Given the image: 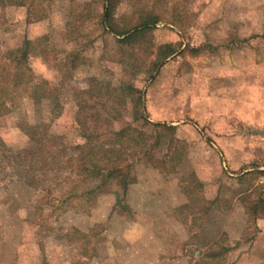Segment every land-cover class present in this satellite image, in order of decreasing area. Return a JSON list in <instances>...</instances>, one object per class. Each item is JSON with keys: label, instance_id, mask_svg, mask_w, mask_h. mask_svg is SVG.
Instances as JSON below:
<instances>
[{"label": "rangeland", "instance_id": "rangeland-1", "mask_svg": "<svg viewBox=\"0 0 264 264\" xmlns=\"http://www.w3.org/2000/svg\"><path fill=\"white\" fill-rule=\"evenodd\" d=\"M108 1L30 0L27 10L8 0L0 10V53L20 57L25 40L46 37V50L28 63L59 89L63 108L54 118L48 108L19 99L0 117V141L17 158L45 140L61 142V164L69 171L82 142L74 115L86 79L96 77L100 89L132 85L142 92L150 122L175 127L167 142L181 155L167 174L138 161L129 186L132 198L143 192L183 196L174 218L187 238L164 263L264 264V213L254 221L247 210L259 193L264 199V175L238 179L264 171V0H112L115 22L135 8L155 6L162 15L132 45L100 25ZM74 51L83 63L69 70L67 55ZM109 115H121L115 126L140 130L131 106ZM64 177L0 160V264H148L141 242L137 248L127 242L143 234L126 231L143 218L129 208L127 193L125 205L103 188L62 210L59 203L70 193L80 195L93 183L73 188ZM182 189L197 199L219 198V207L194 219L192 209H184ZM150 222L170 233L167 223Z\"/></svg>", "mask_w": 264, "mask_h": 264}, {"label": "trees", "instance_id": "trees-1", "mask_svg": "<svg viewBox=\"0 0 264 264\" xmlns=\"http://www.w3.org/2000/svg\"><path fill=\"white\" fill-rule=\"evenodd\" d=\"M7 1L0 0V10L5 9ZM16 1L19 6L27 5V10L32 7L30 0ZM114 9V2L109 0L108 6L102 13L100 25L104 31L108 30L115 36L126 35L123 41L131 45L141 40L147 32L155 29L154 25L162 20L157 7L151 6L135 8L127 19L115 22ZM44 40L46 41V37L37 38L34 41L25 40L20 57L0 53V117L6 116L22 98L31 100L37 108H48L54 118L60 117L63 108L59 100V89L51 82L39 79L28 63L30 55L35 52L40 54L46 50V46L42 47ZM67 57L65 64L69 70L83 63L77 51L68 54ZM128 66L129 70L133 67ZM86 82L88 87L81 92L82 96L76 98L75 104L74 127L77 137L82 142L78 146L77 164L72 169L64 171L62 167L60 158L63 145L61 142L57 144L52 140H45L46 143L41 144L36 151L17 158L0 141V160L35 165L41 173H49L54 177L62 173L65 176L64 183L73 188L79 184L85 186L89 180L93 181L91 185H88L89 187L83 189L80 195L70 193L62 200L59 203L62 210L72 200L89 201V198L91 199L103 188L110 189L117 204L125 205L124 199L128 188L136 181L135 165L138 161L143 160L167 174L175 172L181 160L180 153L173 150L167 142L175 127L149 121L148 116L143 114L140 89L132 85L107 86L100 89L97 86V78L94 76L88 77ZM127 106H131L134 114L131 115L132 122L141 121L140 130L131 128L130 124L114 125L118 121L117 117L121 115L109 114L127 110ZM144 143L145 148H141ZM261 175H264V171H251L238 179L255 178ZM182 191L187 198L184 209L191 208L192 210L188 213H191L194 219L205 216L212 209L219 207L221 202L219 198L209 201L204 198L197 199L193 197L194 195L192 196L194 193L192 190L182 189ZM247 210L251 214V219L258 220L260 214L264 213L262 193L258 194L257 199ZM196 213L200 215L195 216Z\"/></svg>", "mask_w": 264, "mask_h": 264}, {"label": "crops", "instance_id": "crops-1", "mask_svg": "<svg viewBox=\"0 0 264 264\" xmlns=\"http://www.w3.org/2000/svg\"><path fill=\"white\" fill-rule=\"evenodd\" d=\"M131 189L132 186L127 192V204L135 215L143 218L138 219L140 224L137 223V226L134 227L129 226L126 231L132 232L134 229V231H141V234L143 231V234L134 235L133 239L129 237L127 242L135 248H137L138 242H141L140 246L145 247L146 250L148 264H165L166 261L171 263L168 256H171L173 250L187 238L185 229H182L177 219L174 218L179 207L185 203L183 196L178 193L175 196L177 198H169L167 193L160 195V193L147 194L143 192L139 194V198H132ZM154 217L161 225L167 223L170 226V233L162 232L160 226L150 222L154 220Z\"/></svg>", "mask_w": 264, "mask_h": 264}, {"label": "water", "instance_id": "water-1", "mask_svg": "<svg viewBox=\"0 0 264 264\" xmlns=\"http://www.w3.org/2000/svg\"><path fill=\"white\" fill-rule=\"evenodd\" d=\"M106 3H107V1H106ZM106 7H107V5H106Z\"/></svg>", "mask_w": 264, "mask_h": 264}]
</instances>
